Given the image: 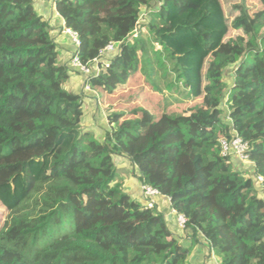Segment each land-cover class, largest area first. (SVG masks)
I'll return each mask as SVG.
<instances>
[{
	"label": "trees",
	"instance_id": "16d2710c",
	"mask_svg": "<svg viewBox=\"0 0 264 264\" xmlns=\"http://www.w3.org/2000/svg\"><path fill=\"white\" fill-rule=\"evenodd\" d=\"M262 1L254 14L237 6L230 25L220 0L58 1L83 65L118 45L93 89L113 94L142 71L157 93L204 101L181 115H110L101 140L81 128L84 95L65 88L76 71L36 0H0V264H192L200 241L221 264H264ZM230 29L242 34L226 40ZM235 135L253 176L222 156ZM116 157L170 199L172 220L125 192ZM177 215L188 246L171 229Z\"/></svg>",
	"mask_w": 264,
	"mask_h": 264
},
{
	"label": "rangeland",
	"instance_id": "374dc122",
	"mask_svg": "<svg viewBox=\"0 0 264 264\" xmlns=\"http://www.w3.org/2000/svg\"><path fill=\"white\" fill-rule=\"evenodd\" d=\"M224 8V12L227 18L228 25L231 24L233 19L238 15L237 6L245 5L251 14L258 12L262 9V0H220ZM39 12L38 5L35 6ZM146 13V12H145ZM145 17L141 19L140 24L142 25L145 21ZM240 31L230 29L226 40H231L241 35ZM112 58V57H111ZM110 58V59H111ZM64 60V58L62 57ZM60 58V63L65 64ZM66 61V60H65ZM231 67L226 73V79L231 83ZM74 72V71H73ZM87 79L80 72L73 73L69 82L65 84V88L73 93H79L84 95V110L85 116L81 128L85 131L93 133L97 138L103 140L109 130L113 127L110 126L108 118L110 115L127 112L128 118H134L130 112L136 108H145L152 112L156 117H159L163 112L167 111L173 115H181L190 110L191 108L203 104V98L195 99L192 101L186 100L179 93H168L165 94L157 93L152 90L145 82V75L142 71L135 74L129 79L125 87L120 88L113 94H108L100 89L87 88ZM238 161V160H236ZM115 164L118 168V179L123 184L125 192L131 194L135 200H141L142 198V184L138 178V174L131 163L123 157H116ZM239 168L244 170L250 176H253V164L250 161L236 162ZM257 187L264 189L262 184L257 181ZM264 196V195H263ZM4 197H10L6 191L0 192V229L3 221L7 215V210L3 205ZM162 200V201H161ZM165 202L164 199H159L157 204ZM162 211L168 215L169 207L162 208ZM169 218V217H168ZM171 229L176 235L183 238L184 245L188 246L190 243L186 239V232L176 225L175 221L171 222ZM196 252L198 255H193L189 262L192 264H221L219 259L215 256L214 252H210L204 241H200L196 246ZM203 252V254H202ZM195 256V257H194ZM196 260L195 263L193 261Z\"/></svg>",
	"mask_w": 264,
	"mask_h": 264
},
{
	"label": "built area",
	"instance_id": "2783aa9c",
	"mask_svg": "<svg viewBox=\"0 0 264 264\" xmlns=\"http://www.w3.org/2000/svg\"><path fill=\"white\" fill-rule=\"evenodd\" d=\"M39 1H50V3L55 7L57 2L60 0H39ZM63 33L71 39L72 43L75 45L76 48L80 46V40L78 38V34L71 29L67 28L65 24L63 25ZM118 45L115 43H110L104 49L100 51V57L95 61V64L91 67H87L83 65L80 61L77 51L73 54L71 61H70V68L77 72H80L86 79H90L93 76H98L101 73L105 72L109 67L108 62L110 58L116 54ZM99 63H104L103 67H100ZM90 85L87 84V88L90 89ZM221 148H222V156L225 158H235L238 161L247 162L250 161L248 152H249V144L244 141L240 136L235 135L231 139L222 138L221 141ZM251 162V161H250ZM252 163V162H251ZM257 181L261 184L263 183L262 177H257ZM142 198L143 202L147 209H154L157 206V201L159 199L164 198L163 195L159 192V190L148 186L142 185ZM169 202L170 199L165 198ZM176 222L177 225L184 229L186 225V218L184 215H177Z\"/></svg>",
	"mask_w": 264,
	"mask_h": 264
},
{
	"label": "crops",
	"instance_id": "0c3cea01",
	"mask_svg": "<svg viewBox=\"0 0 264 264\" xmlns=\"http://www.w3.org/2000/svg\"><path fill=\"white\" fill-rule=\"evenodd\" d=\"M36 2H37V5H38L39 13L44 16V18L49 22V24L51 26L53 36L55 37L56 43L59 46V59L60 58L62 59V57H63L64 58V60L62 59L63 62H65V64L69 65L70 59L72 58L73 54L76 51V47L72 43V41L69 38V36L65 35L63 33V31H62L63 25H64L63 20L58 16V14H57V12L55 10V7L50 3V1H39V0H36ZM259 190L261 192H263V194H264V189L263 188L259 189ZM164 200H165V202L163 201V203L165 205H162L160 203L157 204V207H158V209L160 211H162L163 207H165L167 209V207L170 206L169 202L167 201V199L164 198ZM140 201H143V199H141ZM162 212H164V211H162ZM171 215H172V213H171V211L169 209V212H168V215H167L169 217V220L173 219V217L170 219Z\"/></svg>",
	"mask_w": 264,
	"mask_h": 264
},
{
	"label": "clouds",
	"instance_id": "9594fccd",
	"mask_svg": "<svg viewBox=\"0 0 264 264\" xmlns=\"http://www.w3.org/2000/svg\"><path fill=\"white\" fill-rule=\"evenodd\" d=\"M70 61H71V59H70ZM69 67H70V63H69ZM77 72V71H76Z\"/></svg>",
	"mask_w": 264,
	"mask_h": 264
},
{
	"label": "water",
	"instance_id": "95a60500",
	"mask_svg": "<svg viewBox=\"0 0 264 264\" xmlns=\"http://www.w3.org/2000/svg\"><path fill=\"white\" fill-rule=\"evenodd\" d=\"M172 218V215L170 216V219Z\"/></svg>",
	"mask_w": 264,
	"mask_h": 264
}]
</instances>
